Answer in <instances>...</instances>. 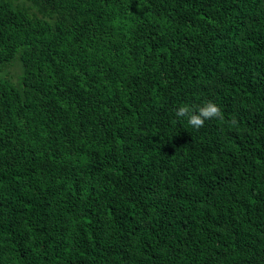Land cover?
I'll return each mask as SVG.
<instances>
[{"label": "trees", "instance_id": "1", "mask_svg": "<svg viewBox=\"0 0 264 264\" xmlns=\"http://www.w3.org/2000/svg\"><path fill=\"white\" fill-rule=\"evenodd\" d=\"M0 264H264V0H0Z\"/></svg>", "mask_w": 264, "mask_h": 264}, {"label": "clouds", "instance_id": "2", "mask_svg": "<svg viewBox=\"0 0 264 264\" xmlns=\"http://www.w3.org/2000/svg\"><path fill=\"white\" fill-rule=\"evenodd\" d=\"M176 116L187 119L188 124L197 130L202 128L207 120L224 119L221 108L213 101H206L203 105L195 107L181 106L176 110ZM231 123H236L234 117Z\"/></svg>", "mask_w": 264, "mask_h": 264}]
</instances>
